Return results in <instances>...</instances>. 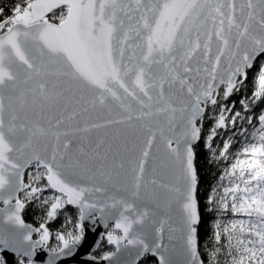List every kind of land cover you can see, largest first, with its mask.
Wrapping results in <instances>:
<instances>
[{
  "label": "snow or ice",
  "instance_id": "6c2138e0",
  "mask_svg": "<svg viewBox=\"0 0 264 264\" xmlns=\"http://www.w3.org/2000/svg\"><path fill=\"white\" fill-rule=\"evenodd\" d=\"M262 56L264 0L0 5V252L33 264L44 248L43 264H59L83 241L85 221L98 218L106 228L111 221L114 250L99 257L106 264H139L146 253L159 264H220L221 255L225 264H264V112L252 125L226 103ZM258 101L264 65L251 99L239 103L248 112ZM238 120L252 125L240 132L250 135L247 158L225 169L228 186L213 188L208 203L226 212L230 199L247 219L225 224L223 243L216 220L205 261L195 149L203 140L227 160L231 137L220 149L213 141ZM33 202L38 227L23 218ZM68 205L78 215L49 248V224Z\"/></svg>",
  "mask_w": 264,
  "mask_h": 264
},
{
  "label": "trees",
  "instance_id": "16d2710c",
  "mask_svg": "<svg viewBox=\"0 0 264 264\" xmlns=\"http://www.w3.org/2000/svg\"><path fill=\"white\" fill-rule=\"evenodd\" d=\"M17 2V0H0V5L6 6L10 8L13 3ZM261 65H264V56L259 57L255 62V66L253 69L248 71V78L245 84L240 88L239 92L234 93L231 97H229L227 104L230 106L235 102L234 111H241L242 116H250L252 117V125L258 126V117L264 112V101H258L255 104H250V110L248 112H244L241 109V105L239 101L245 97H248L249 100L252 97V91L255 84V79L258 73V69ZM205 127L204 134H207L208 129L212 125V121L209 119H205ZM252 125L248 124L246 120H238L237 126L235 129L229 125V130H218L219 135L213 141V147L220 149L223 147V142L229 137H231V147L229 148L228 158L227 160H217L211 154V152L205 147V143L203 140L199 142L198 147L195 149L196 158L195 164L198 173V190H197V199L198 206L200 212V223L198 225V239H199V251L201 254V258L207 261L208 256L207 253L216 245L214 236H213V225L216 220H219L221 223V233H222V243L225 242V238L223 236V226L228 224L231 220L236 219H247L240 214H233L231 212V200L229 199V209L225 212L219 210L218 205L214 202L213 204L208 203V197L212 193L213 188L217 190V192H223V187L228 186V179L225 178L223 181L220 180L221 175L224 174L226 168H230L231 163L235 162L237 157H241L243 155L242 148L243 146L249 142L250 135L246 138L245 135H241V128L248 129L250 134ZM25 179L27 180V170ZM213 209V210H209ZM66 213V214H65ZM78 215V212L75 208L70 206H66V209L62 211L60 215H58L55 221L50 222L49 228L52 232V236L49 240V248L55 246L57 241L55 240V233L58 230H64L65 227L68 230H71V225H66V220L71 218L75 219ZM42 212L41 209L36 206V203L33 202L26 206V209L23 213V218L25 222L32 224L35 227L39 226L41 221ZM111 230V226H108L105 230V234ZM113 246L109 245L107 239L104 237L99 244L98 249L95 251L94 256L99 258L105 251L113 250ZM26 264V261H25ZM139 264H157L155 258L152 255L144 256ZM220 264H225L224 256L220 257Z\"/></svg>",
  "mask_w": 264,
  "mask_h": 264
},
{
  "label": "water",
  "instance_id": "95a60500",
  "mask_svg": "<svg viewBox=\"0 0 264 264\" xmlns=\"http://www.w3.org/2000/svg\"><path fill=\"white\" fill-rule=\"evenodd\" d=\"M68 206L72 207L71 205ZM109 225H111V221H109L108 226ZM105 230V225L101 223L98 218L95 223H93L91 220L85 221V236L83 241L78 246L76 252L72 256L64 258L59 262V264H106V262L100 261L99 258H97L96 260L91 259V257L94 256L93 254L97 250L103 238ZM36 237L37 236L34 234L33 239H37ZM97 242L99 243L97 244ZM145 255L151 254L146 253ZM0 256L3 257L4 264H20L18 261L19 258L27 260V257L17 256L16 253L7 250L0 252ZM154 258L156 260V263L159 264L157 257ZM47 259L48 251L44 248L38 247L35 255L33 256V264H43V262Z\"/></svg>",
  "mask_w": 264,
  "mask_h": 264
},
{
  "label": "rangeland",
  "instance_id": "374dc122",
  "mask_svg": "<svg viewBox=\"0 0 264 264\" xmlns=\"http://www.w3.org/2000/svg\"><path fill=\"white\" fill-rule=\"evenodd\" d=\"M245 158H247V157H245V155L243 154L241 157H240V159H245ZM241 187H243V185L241 184ZM94 255V254H93ZM26 264H27V260H26Z\"/></svg>",
  "mask_w": 264,
  "mask_h": 264
}]
</instances>
